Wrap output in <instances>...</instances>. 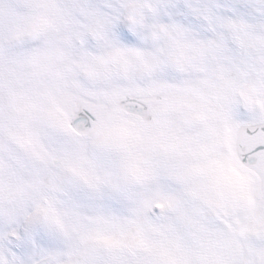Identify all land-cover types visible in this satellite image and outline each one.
<instances>
[{"label": "snow or ice", "instance_id": "1", "mask_svg": "<svg viewBox=\"0 0 264 264\" xmlns=\"http://www.w3.org/2000/svg\"><path fill=\"white\" fill-rule=\"evenodd\" d=\"M0 264H264V0H0Z\"/></svg>", "mask_w": 264, "mask_h": 264}]
</instances>
